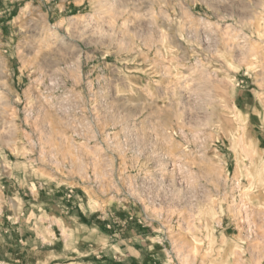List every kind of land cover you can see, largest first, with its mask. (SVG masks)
Wrapping results in <instances>:
<instances>
[{
	"label": "rangeland",
	"instance_id": "1",
	"mask_svg": "<svg viewBox=\"0 0 264 264\" xmlns=\"http://www.w3.org/2000/svg\"><path fill=\"white\" fill-rule=\"evenodd\" d=\"M35 259L264 264V0H0V262Z\"/></svg>",
	"mask_w": 264,
	"mask_h": 264
},
{
	"label": "crops",
	"instance_id": "2",
	"mask_svg": "<svg viewBox=\"0 0 264 264\" xmlns=\"http://www.w3.org/2000/svg\"><path fill=\"white\" fill-rule=\"evenodd\" d=\"M18 181L21 182V180H18L14 175H12V174L9 175V179H8V182H7L8 183L7 184V188L8 189L11 188L13 190V192H15L16 194H19V195L20 194H24L25 189H22L24 185H22L21 183H20V185L17 184ZM39 185L38 184H35V190L34 191H32L30 189L29 185H25V188L28 190L31 199L34 200V202L35 201L37 202V205H40V206L43 205L44 212H45L48 204L42 203L41 202V199H44L49 193L43 191L44 190V187L43 186L45 185L44 183H40ZM56 188L59 189L57 192H60L61 191L60 190V185H58ZM61 193H62V191H61ZM60 199L62 200V198H60ZM21 216H22V214L19 215V218ZM52 226L53 225H50L49 228L48 227H43V230H45L43 232H45V233L48 232V235H49V238H50V241H48V243H44V241H43L44 240V233L43 234L41 233L39 235L40 243H38V241H36L35 243L32 242V241H26L25 242V243H27V245L28 244H31L32 245V247L30 246V251L32 252L31 253L32 255L38 256V254H41V256L44 257V255L47 254V255H52V257L54 258V260H58L57 258L60 257V252H63L64 250H66V249L68 250L69 249V247L66 246V244H67L66 242H63V241L57 239V237L55 236V232H52V230H53ZM78 228L80 230H85L83 228V226H79L78 225ZM50 229H51V232H52L51 234L49 232ZM19 243L21 244V246L24 244L21 241H19ZM43 249H46V252H43V251L42 252H40V251L38 252V250H43ZM75 250L76 249L74 248L71 251L72 252H75ZM14 257H16V260H14V263H19V259H21L22 261L26 262L25 259L21 258V256H19L18 254H14ZM34 263L35 264H47L49 262H43L42 260L38 261V259H35V262ZM0 264H9V263L0 262ZM20 264H22V262Z\"/></svg>",
	"mask_w": 264,
	"mask_h": 264
}]
</instances>
